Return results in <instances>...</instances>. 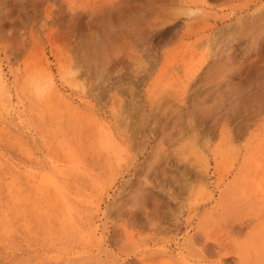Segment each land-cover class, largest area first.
I'll use <instances>...</instances> for the list:
<instances>
[{
    "label": "rangeland",
    "instance_id": "obj_1",
    "mask_svg": "<svg viewBox=\"0 0 264 264\" xmlns=\"http://www.w3.org/2000/svg\"><path fill=\"white\" fill-rule=\"evenodd\" d=\"M0 264H264V0H0Z\"/></svg>",
    "mask_w": 264,
    "mask_h": 264
},
{
    "label": "bare ground",
    "instance_id": "obj_2",
    "mask_svg": "<svg viewBox=\"0 0 264 264\" xmlns=\"http://www.w3.org/2000/svg\"><path fill=\"white\" fill-rule=\"evenodd\" d=\"M132 7H133V6H132ZM127 8H128V7H127ZM127 8H126V9H127ZM126 9H125V10H126ZM128 9H129V8H128ZM126 11H127V10H126ZM110 13H111V12H110ZM113 15H114V14H112V16H113ZM114 17H115V16H114ZM112 18H113V17H112ZM114 19H115V18H114Z\"/></svg>",
    "mask_w": 264,
    "mask_h": 264
}]
</instances>
